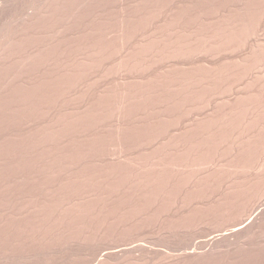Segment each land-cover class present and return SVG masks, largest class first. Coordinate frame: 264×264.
Returning a JSON list of instances; mask_svg holds the SVG:
<instances>
[{"label": "rangeland", "instance_id": "1", "mask_svg": "<svg viewBox=\"0 0 264 264\" xmlns=\"http://www.w3.org/2000/svg\"><path fill=\"white\" fill-rule=\"evenodd\" d=\"M42 1L0 9V264H264V0Z\"/></svg>", "mask_w": 264, "mask_h": 264}, {"label": "bare ground", "instance_id": "2", "mask_svg": "<svg viewBox=\"0 0 264 264\" xmlns=\"http://www.w3.org/2000/svg\"><path fill=\"white\" fill-rule=\"evenodd\" d=\"M0 1H2V2H0L1 4H0V9H1V12L3 11V8L6 10V6L7 5H9V4H11L12 2V4L11 5H13V4H15L14 2H16L17 0H0ZM52 1V0H51ZM106 1V0H105ZM150 1V0H149ZM223 1H225V0H223ZM24 2H26V1H24ZM37 2V1H36ZM40 2V1H39ZM42 2H44V0L42 1ZM41 2V3H42ZM47 2V1H46ZM58 2H62V0H58ZM64 2V1H63ZM62 2V3H63ZM243 2V1H242ZM17 3H19V0H18V2ZM16 3V4H17ZM21 3H22V1H21ZM34 3V2H33ZM51 3V2H50ZM49 3V4H50ZM56 3V2H55ZM65 3V2H64ZM71 3V2H70ZM178 3V2H177ZM192 3V2H191ZM212 3V2H211ZM4 4V5H3ZM37 4H38V2H37ZM40 4V3H39ZM39 4H38V7H39ZM45 4V3H44ZM108 4H109V2H108ZM116 4V3H115ZM132 4V3H131ZM152 4V3H151ZM11 5H9L8 7H12ZM25 5V4H24ZM30 5V4H29ZM33 5V4H32ZM36 5V4H35ZM46 5H47V3H46ZM53 5V4H52ZM99 5V4H98ZM122 5V4H121ZM19 6V5H18ZM28 6V5H27ZM31 6V5H30ZM29 6V7H30ZM50 6V5H49ZM48 6V7H49ZM241 6V5H240ZM7 7V8H8ZM21 7V6H20ZM29 7H27V9L29 8ZM47 7V6H46ZM59 7V6H58ZM122 7V6H121ZM34 8H37V7H35L34 6ZM43 8V7H42ZM57 8V7H56ZM63 8V7H62ZM94 8V7H93ZM141 8V7H140ZM181 8V7H180ZM261 8V7H260ZM10 9V8H9ZM30 9H32V8H30ZM30 9H28V10H30ZM84 9V8H83ZM159 9V8H158ZM186 9V8H185ZM27 10V11H28ZM36 10L37 9H35V10H33L32 12L34 13V12H36ZM115 10V9H114ZM113 10V11H114ZM135 10V9H134ZM141 10H142V8H141ZM251 10V9H250ZM7 11V10H6ZM5 11V12H6ZM38 11H39V13H41L42 11H40L39 9L37 10V13H35V14H38ZM72 11V10H71ZM171 11V10H170ZM179 11V10H178ZM30 12V11H29ZM44 12H47L46 10L44 11ZM109 12V11H108ZM130 12V11H129ZM146 12V11H145ZM160 12V11H159ZM173 12V11H172ZM207 12V11H206ZM28 13V12H27ZM26 13V14H27ZM33 13H32V15H33ZM50 13V12H49ZM158 13V12H157ZM201 13V12H200ZM24 14V13H23ZM30 16H31V14L30 13H28ZM42 14V18H44V16H43V14L44 13H41ZM41 14H39V16L41 15ZM155 14H156V12H155ZM45 16L47 15L46 13L44 14ZM49 15V14H48ZM84 15V14H83ZM92 15V14H91ZM150 15V14H149ZM165 15V14H164ZM167 15V14H166ZM23 16V15H22ZM36 17H34V15L32 16L34 19L35 18H37L36 20H38L39 21V18H38V16L37 15H35ZM72 16V15H71ZM139 16V15H138ZM155 16V15H154ZM162 16V15H161ZM252 16V15H251ZM262 16V15H261ZM28 17V16H27ZM41 17V16H40ZM63 17V16H62ZM61 17V18H62ZM78 17V16H77ZM150 17V16H149ZM264 17V16H263ZM24 18V17H23ZM29 18V17H28ZM33 18H31L32 19V21L34 20ZM18 19V18H17ZM22 19V18H21ZM31 19L29 20V21H31ZM41 19V18H40ZM175 19V18H174ZM225 19V18H224ZM20 20V19H19ZM36 20H34V21H36ZM45 20H47V19H45ZM77 20V19H76ZM172 20V19H171ZM199 20H201V19H199ZM22 21H23V19H22ZM21 21V22H22ZM28 21V22H29ZM70 21V20H69ZM94 21V20H93ZM119 21V20H118ZM11 22H12V20H11ZM25 22V21H24ZM23 22V23H24ZM48 22V21H47ZM88 22V21H87ZM102 22V21H101ZM185 22V21H184ZM203 22V21H202ZM210 22V21H209ZM15 23H16V21H15ZM17 23H19L18 21H17ZM131 23V22H130ZM156 23V22H155ZM160 23V22H159ZM221 23V22H220ZM224 23V22H223ZM148 24V23H147ZM203 24V23H202ZM7 25V24H6ZM10 25V24H9ZM16 25V24H15ZM20 25V24H19ZM22 25V24H21ZM24 25V24H23ZM40 25V24H39ZM45 25V24H44ZM85 25V24H84ZM162 25H164V24H162ZM168 25V24H167ZM170 25V24H169ZM185 25V24H184ZM189 25H190V23H189ZM251 25V24H250ZM2 26V25H1ZM12 26V25H11ZM25 26V25H24ZM38 26V25H37ZM87 26V25H86ZM142 26V25H141ZM174 26V25H173ZM219 26V25H218ZM229 26V25H228ZM235 26V25H234ZM240 26V25H239ZM5 27V26H4ZM9 27V26H8ZM22 27V26H21ZM33 27V26H32ZM41 27H42V24H41ZM85 27V26H84ZM130 27V26H129ZM158 27V26H157ZM161 27V26H160ZM244 27V26H243ZM3 28V27H2ZM7 28V27H6ZM5 28V29H6ZM14 28V27H13ZM12 28V29H13ZM17 28H20V27H18L17 26ZM29 28V27H28ZM43 28V27H42ZM81 28H83V27H81ZM81 28H80V30H81ZM87 28V27H86ZM95 28V27H94ZM122 28V27H121ZM131 28V27H130ZM200 28V27H199ZM207 28V27H206ZM220 28V27H219ZM231 28V27H230ZM1 29V28H0ZM26 29V28H25ZM125 29V28H124ZM153 29V28H152ZM165 29V28H164ZM259 29V28H258ZM3 30V29H2ZM18 30V29H17ZM27 30V29H26ZM44 30V29H43ZM127 30V29H126ZM132 30V29H131ZM172 30V29H171ZM230 30V29H229ZM7 31H8V29H7ZM9 31H10V29H9ZM60 31V30H59ZM63 31V30H62ZM150 31V30H149ZM158 31V30H157ZM156 31V32H157ZM174 31V30H173ZM198 31V30H197ZM242 31V30H241ZM1 32V31H0ZM41 32V31H40ZM78 32V31H77ZM85 32V31H84ZM145 32V31H144ZM169 32V31H168ZM191 32V31H190ZM219 32V31H218ZM217 32V33H218ZM229 32V31H228ZM233 32H234V30H233ZM9 33V32H8ZM12 33H14V32H12ZM11 33V34H12ZM17 33V32H16ZM22 33V32H21ZM27 33V32H26ZM36 33H37V31H36ZM68 33V32H67ZM90 33V32H89ZM141 33H142V31H141ZM167 33V32H166ZM178 33V32H177ZM183 33H185V32H183ZM248 33V32H247ZM0 34H2V33H0ZM123 34V33H122ZM155 34V33H154ZM189 34V33H188ZM251 34V33H250ZM9 35V34H8ZM7 35V36H8ZM13 35V34H12ZM11 35V36H12ZM15 35V34H14ZM13 35V36H14ZM20 35V34H19ZM36 35V34H35ZM137 35V34H136ZM168 35V34H167ZM180 35V34H179ZM195 35V34H194ZM200 35V34H199ZM204 35V34H203ZM230 35V34H229ZM236 35V34H235ZM27 36V35H26ZM33 36V35H32ZM80 36V35H79ZM157 36V35H156ZM187 36V35H186ZM193 36V35H192ZM215 36V35H214ZM228 36V35H227ZM2 37V36H1ZM5 36L3 35V38H4ZM9 37V36H8ZM21 37V36H20ZM19 37V38H20ZM44 37V36H43ZM77 37V36H76ZM114 37V36H113ZM121 37V36H120ZM124 37V36H123ZM140 37V36H139ZM144 37V36H143ZM149 37V36H148ZM219 37V36H218ZM226 37V36H225ZM244 36H242V38H243ZM10 38H12L13 39V37H9V39ZM25 38V37H24ZM54 38V37H53ZM102 38V37H101ZM117 38V37H116ZM157 38V37H156ZM155 38V39H156ZM166 38V37H165ZM198 38V37H197ZM203 38V37H202ZM207 38V37H206ZM212 38V37H211ZM231 38V37H230ZM235 38V37H234ZM238 38V37H237ZM8 39V38H7ZM12 39H10L9 41H8V44H7V42L5 43V44H7L8 46H9V43L11 44V43H13V41L12 42H10ZM93 39V38H92ZM106 39V38H105ZM137 39V38H136ZM204 39V38H203ZM215 39V38H214ZM213 39V40H214ZM219 39V38H218ZM224 39V38H223ZM223 39H222V41H223ZM228 39V38H227ZM226 39V40H227ZM6 40V39H5ZM24 40V39H23ZM89 40V39H88ZM98 40V39H97ZM122 40V39H121ZM130 40V39H129ZM161 40H163V38L161 39ZM184 40V39H183ZM187 40V39H186ZM185 40V41H186ZM216 40H217V38H216ZM0 41H1V39H0ZM4 41V40H3ZM30 41V40H29ZM65 41V40H64ZM83 41V40H82ZM95 41V40H94ZM133 41V40H132ZM154 41V40H153ZM178 41V40H177ZM201 41V40H200ZM204 41V40H203ZM210 41V40H209ZM229 41V40H228ZM240 41V40H239ZM242 41V40H241ZM57 42V41H56ZM143 42V41H142ZM156 42H157V40H156ZM207 42H208V40H207ZM218 42V41H217ZM226 42V41H225ZM19 43V42H18ZM22 43V42H21ZM40 43V42H39ZM101 43V42H100ZM122 43V42H121ZM152 43V42H151ZM154 43V42H153ZM172 43V42H171ZM178 43V42H177ZM191 43V42H190ZM210 43V42H209ZM2 44V43H1ZM69 44V43H68ZM83 44H84V42H83ZM91 44H92V42H91ZM105 44V43H104ZM146 44V43H145ZM149 44V43H148ZM167 44H169V43H167ZM182 44V43H181ZM197 45H198V43H196ZM217 44V43H216ZM221 44V43H220ZM223 44V43H222ZM256 44V43H255ZM261 44H263V43H261ZM7 45H4L5 47L7 46ZM76 45V44H75ZM81 45V44H80ZM100 45V44H99ZM142 45H144L143 43H142ZM180 45V44H179ZM187 45V44H186ZM228 45V44H227ZM232 44H230V46H231ZM245 45V44H244ZM7 46V47H8ZM23 46V45H22ZM50 46V45H49ZM72 46V45H71ZM84 46V45H83ZM87 46V45H86ZM160 46V45H159ZM170 46H172V45H170ZM204 46V45H203ZM220 46V45H219ZM229 46V47H230ZM2 47V46H1ZM57 47V46H56ZM91 47H93V46H91ZM111 47V46H110ZM124 47V46H123ZM136 47V46H135ZM146 47V46H145ZM164 47V46H163ZM176 47H178V46H176ZM227 47V46H226ZM21 48V47H20ZM205 48V47H204ZM223 48V47H222ZM232 48V47H231ZM234 48V47H233ZM257 48V47H256ZM259 48V47H258ZM102 49V48H101ZM107 49V48H106ZM210 49V48H209ZM212 49V48H211ZM218 49H219V47H218ZM263 49V48H262ZM3 50V49H2ZM8 50H10V49H8ZM33 50V49H32ZM59 50V49H58ZM66 50H67V47H66ZM93 50V49H92ZM108 50V49H107ZM146 50V49H145ZM169 50V49H168ZM182 50V49H181ZM199 50V49H198ZM202 50V49H201ZM205 50V49H204ZM203 50V51H204ZM207 50V49H206ZM214 50V49H213ZM238 50V49H237ZM258 50V49H257ZM30 51H31V49H30ZM64 51V50H63ZM83 51V50H82ZM95 51V50H94ZM126 51V50H125ZM156 51V50H155ZM160 51V50H159ZM159 51H157V52H159ZM163 52H164V50H162ZM174 51V50H173ZM178 51V50H177ZM189 51V50H188ZM194 51H196V49L194 50ZM231 51V50H230ZM6 52V51H5ZM24 52V51H23ZM22 52V53H23ZM50 52V51H49ZM57 52V51H56ZM87 52V51H86ZM108 52V51H107ZM161 52V51H160ZM259 52V51H258ZM262 52V51H261ZM9 53V52H8ZM33 53V52H32ZM37 53V52H36ZM35 53V54H36ZM95 53H97V51L95 52ZM141 53V52H140ZM145 53V52H144ZM184 53H186V52H184ZM191 53V52H190ZM202 53V52H201ZM208 53V52H207ZM252 53V52H251ZM256 53V52H255ZM55 54V53H54ZM53 54V55H54ZM75 54V53H74ZM197 54V53H196ZM215 54V53H214ZM261 54V53H260ZM5 55V54H4ZM10 55V54H9ZM13 55V54H12ZM21 55V54H20ZM82 55V54H81ZM92 55V54H91ZM132 55V54H131ZM161 55V54H160ZM169 55H171L170 53H169ZM199 55V54H198ZM14 56V55H13ZM103 56V55H102ZM142 56V55H141ZM140 56V57H141ZM153 56V55H152ZM164 56V55H163ZM176 56V55H175ZM251 56V55H250ZM256 57L258 56V55H255ZM254 56V57H255ZM9 57H11V55L9 56ZM24 57V56H23ZM29 57V56H28ZM95 57V56H94ZM100 57V56H99ZM169 57V56H168ZM178 57V56H177ZM186 57V56H185ZM184 57V58H185ZM194 57V56H193ZM192 57V58H193ZM198 57V56H197ZM209 57V56H208ZM5 58V57H4ZM3 58V59H4ZM22 58V57H21ZM48 58V57H47ZM80 58V57H79ZM93 58V57H92ZM102 58V57H101ZM118 58V57H117ZM180 58V57H179ZM178 58V59H179ZM187 58V57H186ZM196 58V57H195ZM199 58V57H198ZM206 58V57H205ZM235 58V57H234ZM251 58H252V56H251ZM14 59V58H13ZM65 59V58H64ZM76 59V58H75ZM96 59V58H95ZM144 59V58H143ZM161 59V58H160ZM183 59V58H182ZM200 59V58H199ZM240 59V58H239ZM242 59V58H241ZM1 60V59H0ZM17 61H18V59H16ZM109 60V59H108ZM121 60V59H120ZM142 60V59H141ZM167 60V59H166ZM247 60H249L248 58H247ZM256 60V59H255ZM38 61V60H37ZM65 61V60H64ZM85 61H87V60H85ZM84 61V62H85ZM124 61V60H123ZM136 61V60H135ZM139 61V60H138ZM147 61V60H146ZM157 61V60H156ZM163 61V60H162ZM184 61V60H183ZM195 61V60H194ZM201 61H203V60H201ZM240 61V60H239ZM243 61V60H242ZM71 62H73V61H71ZM128 62V61H127ZM126 62V63H127ZM150 62V61H149ZM166 62V61H165ZM175 62V61H174ZM238 62V61H237ZM237 62H235V64H237ZM250 62V61H249ZM248 62V63H249ZM5 63V62H4ZM34 63V62H33ZM75 63V62H74ZM78 63H80V62H78ZM92 63H93V61H92ZM129 63V62H128ZM152 63V62H151ZM212 63V62H211ZM228 63V62H227ZM233 63V62H232ZM241 63V62H240ZM239 63V64H240ZM245 63V62H244ZM255 63V62H254ZM260 63V62H259ZM262 63V62H261ZM25 64H26V62H25ZM70 64V63H69ZM82 64V63H81ZM188 64V63H187ZM186 64V65H187ZM198 64V63H197ZM205 64V63H204ZM222 64V63H221ZM4 65V64H3ZM72 65H73V63H72ZM71 65V66H72ZM119 65V64H118ZM122 65V64H121ZM127 65V64H126ZM137 65H139V64H137ZM149 65V64H148ZM171 65H172V63H171ZM180 65V64H179ZM202 65H203V63H202ZM225 65H226V63H225ZM243 65V64H242ZM241 65V66H242ZM245 65V64H244ZM37 66V65H36ZM104 66V65H103ZM102 66V67H103ZM129 66V65H128ZM134 66V65H133ZM141 66V65H140ZM152 66V65H151ZM185 66V65H184ZM210 66H212V65H210ZM215 66V65H214ZM2 67V66H1ZM5 67V66H4ZM16 67V66H15ZM41 67V66H40ZM46 67V66H45ZM49 67V66H48ZM90 67V66H89ZM98 67V66H97ZM118 67V66H117ZM129 67H131V66H129ZM152 67H154V66H152ZM165 67V66H164ZM187 67H189V66H187ZM197 67V66H196ZM201 67V66H200ZM226 67V66H225ZM255 67V66H254ZM257 67H259V66H257ZM263 67V66H262ZM58 68V67H57ZM63 68V67H62ZM72 68V67H71ZM91 68V67H90ZM100 68V67H99ZM104 68V67H103ZM170 68V67H169ZM203 68V67H202ZM4 69V68H3ZM64 69V68H63ZM66 69V68H65ZM151 69V68H150ZM201 69V68H200ZM210 69V68H209ZM226 69V68H225ZM236 69V68H235ZM26 70V69H25ZM61 70V69H60ZM69 70V69H68ZM79 70V69H78ZM117 70V69H116ZM119 70V69H118ZM138 70V69H137ZM144 70V69H143ZM214 70V69H213ZM216 70V69H215ZM234 70V69H233ZM251 70V69H250ZM254 70V69H253ZM16 71V70H15ZM45 71V70H44ZM43 71V72H44ZM83 71V70H82ZM106 71V70H105ZM136 71V70H135ZM142 71V70H141ZM160 71V70H159ZM189 71V70H188ZM241 71V70H240ZM1 72H3V71H1ZM11 72V71H10ZM64 72V71H63ZM68 72V71H67ZM129 72H130V70H129ZM143 72V71H142ZM210 72V71H209ZM228 72V71H227ZM238 72V71H237ZM4 73V72H3ZM46 73V72H45ZM65 73V72H64ZM133 73V72H132ZM206 73H208V72H206ZM219 73V72H218ZM234 73V72H233ZM9 74V73H8ZM22 74V73H21ZM88 74V73H87ZM116 74V73H115ZM121 74H123V73H121ZM131 74V73H130ZM148 74H151V73H148ZM186 74H188V73H186ZM190 74V73H189ZM176 75V74H175ZM182 75V74H181ZM210 75V74H209ZM233 75V74H232ZM264 75V74H263ZM65 76V75H64ZM115 76V75H114ZM167 76V75H166ZM36 77V76H35ZM41 77V76H40ZM72 77H73V75H72ZM140 77V76H139ZM205 77V76H204ZM218 77V76H217ZM261 77H263V76H261ZM25 78V77H24ZM30 78V77H29ZM155 78V77H154ZM225 78V77H224ZM229 78V77H228ZM250 78H252V76L250 77ZM254 78V77H253ZM1 79V78H0ZM66 79V78H65ZM93 79V78H92ZM158 79V78H157ZM156 79V80H157ZM209 79V78H208ZM222 79V78H221ZM246 79V78H245ZM8 80V79H7ZM22 80V79H21ZM26 80V79H25ZM43 80V79H42ZM118 80V79H117ZM148 80V79H147ZM175 80V79H174ZM196 80V79H195ZM215 80V79H214ZM262 80V79H261ZM5 81V80H4ZM24 81V80H23ZM125 81V80H124ZM165 81V80H164ZM178 81V80H177ZM186 81H188V80H186ZM228 81V80H227ZM3 82V81H2ZM22 82V81H21ZM56 82V81H55ZM120 82H121V80H120ZM146 82V81H145ZM153 82V81H152ZM201 82V81H200ZM219 82V81H218ZM32 83V82H31ZM49 83V82H48ZM67 83V82H66ZM76 83V82H75ZM150 83V82H149ZM148 83V84H149ZM184 83V82H183ZM196 83V82H195ZM199 83V82H198ZM220 83V82H219ZM4 84V83H3ZM20 84V83H19ZM37 84V83H36ZM185 84V83H184ZM193 84V83H192ZM238 84V83H237ZM253 84V83H252ZM32 85V84H31ZM51 85V84H50ZM54 85V84H53ZM144 84H142V86H143ZM169 85V84H168ZM189 85V84H188ZM201 85V84H200ZM215 85V84H214ZM103 86V85H102ZM121 86V85H120ZM148 86V85H147ZM223 86V85H222ZM263 86V85H262ZM3 87V86H2ZM48 87V86H47ZM60 87V86H59ZM73 87V86H72ZM123 87H124V85H123ZM122 87V88H123ZM126 87V86H125ZM135 87V86H134ZM216 87V86H215ZM221 87V86H220ZM228 87V86H227ZM232 87V86H231ZM251 87V86H250ZM258 87H259V85H258ZM41 88V87H40ZM115 88V87H114ZM202 88V87H201ZM200 88V89H201ZM219 88V87H218ZM260 88V87H259ZM12 89V88H11ZM18 89V88H17ZM170 89V88H169ZM198 89V88H197ZM246 89V88H245ZM10 90V89H9ZM22 90H24V89H22ZM26 90V89H25ZM173 90V89H172ZM250 90V89H249ZM49 91V90H48ZM59 91V90H58ZM127 91V90H126ZM164 91V90H163ZM187 91V90H186ZM189 91V90H188ZM209 91V90H208ZM215 91V90H214ZM217 91V90H216ZM252 91V90H251ZM55 92H56V90H55ZM109 92V91H108ZM116 92V91H115ZM197 92V91H196ZM201 92V91H200ZM233 92V91H232ZM102 93V92H101ZM120 93V92H119ZM159 93V92H158ZM175 93V92H174ZM235 93V92H234ZM253 93V92H252ZM262 93V92H261ZM260 93V94H261ZM3 94V93H2ZM40 94V93H39ZM104 94H106V93H104ZM125 94V93H124ZM126 94H127V92H126ZM139 94V93H138ZM151 94V93H150ZM256 94V93H255ZM119 95V94H118ZM148 95V94H147ZM184 95V94H183ZM190 95V94H189ZM200 95V94H199ZM202 95V94H201ZM217 95V94H216ZM235 95V94H234ZM11 96V95H10ZM169 96V95H168ZM168 96H166V97H168ZM207 96V95H206ZM209 96V95H208ZM238 96V95H237ZM257 96V95H256ZM132 97V96H131ZM157 97V96H156ZM159 97V96H158ZM165 97V96H164ZM217 97V96H216ZM258 97V96H257ZM33 98H36V97H34L33 96ZM141 98V97H140ZM229 98V97H228ZM244 98V97H243ZM262 98V97H261ZM5 99V98H4ZM38 99V98H37ZM51 99H53V98H51ZM135 99V98H134ZM139 99V98H138ZM225 99V98H224ZM231 99V98H230ZM255 99V98H254ZM35 100V99H34ZM46 100V99H45ZM62 100V99H61ZM88 100V99H87ZM86 100V101H87ZM90 100V99H89ZM101 100V99H100ZM115 100V99H114ZM119 100V99H118ZM171 100V99H170ZM188 100V99H187ZM186 100V101H187ZM209 100H212V99H209ZM239 100V99H238ZM252 100V99H251ZM23 101H24V99H23ZM27 101H28V98H27ZM52 101H54V100H52ZM119 101H121V100H119ZM130 101V100H129ZM157 101V100H156ZM163 101V100H162ZM207 101V100H206ZM216 101V100H215ZM228 101V100H227ZM246 101H248V100H246ZM261 101V100H260ZM20 102V101H19ZM144 102H145V100H144ZM165 102V101H164ZM174 102V101H173ZM180 102V101H179ZM191 102V101H190ZM220 102V101H219ZM252 102V101H251ZM258 102V101H257ZM26 103V102H25ZM39 103V102H38ZM47 103V102H46ZM72 103V102H71ZM83 103V102H82ZM119 103V102H118ZM125 103V102H124ZM133 103V102H132ZM136 103V102H135ZM201 103V102H200ZM206 103V102H205ZM223 103V102H222ZM234 103V102H233ZM6 104V103H5ZM40 104V103H39ZM59 104V103H58ZM90 104V103H89ZM197 104V103H196ZM258 104V103H257ZM76 105V104H75ZM131 105V104H130ZM153 105H154V103H153ZM260 105V104H259ZM263 105V104H262ZM24 106V105H23ZM47 106V105H46ZM103 106V105H102ZM174 106V105H173ZM215 106H217V105H215ZM235 106V105H234ZM250 106V105H249ZM264 106V105H263ZM68 107V106H67ZM76 107V106H75ZM94 107V106H93ZM204 107V106H203ZM253 107V106H252ZM69 108V107H68ZM97 108V107H96ZM103 108V107H102ZM119 108V107H118ZM124 108V107H123ZM209 108V107H208ZM213 108V107H212ZM258 108V107H257ZM23 109V108H22ZM56 109V108H55ZM80 109V108H79ZM86 109V108H85ZM114 109V108H113ZM166 109V108H165ZM184 109V108H183ZM226 109V108H225ZM31 110V109H30ZM63 110H65V109H63ZM74 110V109H73ZM88 110H90L89 108H88ZM92 110V109H91ZM126 110V109H125ZM189 110V109H188ZM51 111V110H50ZM77 111V110H76ZM108 111V110H107ZM118 111V110H117ZM130 111V110H129ZM194 111V110H193ZM214 111V110H213ZM216 111V110H215ZM7 112V111H6ZM11 112V111H10ZM22 112H24V110L22 111ZM26 112V111H25ZM36 112V111H35ZM99 112H101V111H99ZM104 112V111H103ZM102 112V113H103ZM140 112V111H139ZM151 112H152V110H151ZM156 112V111H155ZM192 112V111H191ZM200 112V111H199ZM234 112V111H233ZM235 112H237V111H235ZM44 113V112H43ZM64 113H66V112H64ZM75 113V112H74ZM73 113V114H74ZM80 113H82L83 114V112H80ZM120 113V112H119ZM145 113V112H144ZM176 113V112H175ZM179 113V112H178ZM252 113V112H251ZM258 113V112H257ZM256 113V114H257ZM50 114V113H49ZM55 114V113H54ZM68 114V113H67ZM93 114V113H92ZM108 114V113H107ZM136 114V113H135ZM148 114V113H147ZM162 114V113H161ZM165 114V113H164ZM215 114V113H214ZM225 114H227V113H225ZM250 114V113H249ZM263 114V113H262ZM41 115V114H40ZM53 115V114H52ZM103 115V114H102ZM105 115V114H104ZM185 115V114H184ZM183 115V116H184ZM200 115V114H199ZM198 115V116H199ZM210 115V114H209ZM242 115V114H241ZM246 115V114H245ZM46 116H48V115H46ZM54 116V115H53ZM92 116V115H91ZM114 116V115H113ZM124 116V115H123ZM193 116V115H192ZM208 116V115H207ZM227 116V115H226ZM225 116V117H226ZM253 116V115H252ZM44 117V116H43ZM48 117H51V116H48ZM62 117V116H61ZM185 117V116H184ZM189 117V116H188ZM194 117V116H193ZM192 117V118H193ZM197 117V116H196ZM203 117V116H202ZM232 117V116H231ZM257 117V116H256ZM54 118V117H53ZM56 118H57V116H56ZM59 118V117H58ZM71 118V117H70ZM95 118V117H94ZM191 118V117H190ZM249 118V117H248ZM12 119V118H11ZM15 119V118H14ZM25 119V118H24ZM28 119V118H27ZM63 119V118H62ZM66 119V118H65ZM82 119V118H81ZM116 119V118H115ZM216 119V118H215ZM247 119V118H246ZM48 120H50V119H48ZM56 120V119H55ZM64 120V119H63ZM67 120V119H66ZM74 120V119H73ZM78 120V119H77ZM184 120H185V118H184ZM207 120V119H206ZM225 120V119H224ZM248 120V119H247ZM38 121V120H37ZM70 121V120H69ZM79 121V120H78ZM86 121V120H85ZM133 121V120H132ZM190 121V120H189ZM197 121V120H196ZM227 121V120H226ZM246 121V120H245ZM258 121V120H257ZM30 122V121H29ZM45 122V121H44ZM54 122V121H53ZM89 122V121H88ZM103 122V121H102ZM115 122V121H114ZM194 122V121H193ZM198 122V121H197ZM209 122V121H208ZM48 123V122H47ZM56 123V122H55ZM58 123V122H57ZM98 123V122H97ZM108 123V122H107ZM124 123V122H123ZM222 123V122H221ZM10 124V123H9ZM36 124V123H35ZM34 124V125H35ZM46 124V123H45ZM44 124V125H45ZM134 124V123H133ZM154 124V123H153ZM152 124V125H153ZM158 124V123H157ZM190 124V123H189ZM243 124V123H242ZM20 125V124H19ZM27 125V124H26ZM29 125V124H28ZM59 125V124H58ZM84 125V124H83ZM102 125V124H101ZM115 125V124H114ZM117 125H119L118 123H117ZM166 125V124H165ZM215 125V124H214ZM252 125V124H251ZM255 125V124H254ZM1 126V125H0ZM14 126V125H13ZM32 126V125H31ZM43 126V125H42ZM41 126V127H42ZM55 126V125H54ZM122 126V125H121ZM127 126V125H126ZM169 126V125H168ZM207 126V125H206ZM210 126V125H209ZM7 127V126H6ZM27 127V126H26ZM39 127V126H38ZM95 127V126H94ZM101 127V126H100ZM128 127V126H127ZM238 127V126H237ZM261 127V126H260ZM18 128V127H17ZM33 128V127H32ZM82 128H84V127H82ZM185 128V127H184ZM48 129V128H47ZM59 129V128H58ZM110 129V128H109ZM112 129V128H111ZM126 129V128H125ZM181 129V128H180ZM187 129V128H186ZM217 129V128H216ZM2 130V129H1ZM26 130H27V128H26ZM39 130V129H38ZM60 130V129H59ZM82 130V129H81ZM118 130V129H117ZM124 130V129H123ZM206 130V129H205ZM239 130V129H238ZM237 130V131H238ZM243 130V129H242ZM5 131V130H4ZM9 131V130H8ZM11 131V130H10ZM20 131V130H19ZM28 131V130H27ZM57 131V130H56ZM67 131V130H66ZM134 131V130H133ZM140 131V130H139ZM166 131V130H165ZM185 131V130H184ZM197 131V130H196ZM253 131V130H252ZM257 131H259V130H257ZM261 131V130H260ZM14 132V131H13ZM109 132V131H108ZM150 132V131H149ZM212 132V131H211ZM229 132H230V130H229ZM31 133H33V132H31ZM30 133V134H31ZM68 133V132H67ZM86 133V132H85ZM90 133V132H89ZM171 133V132H170ZM196 133V132H195ZM194 133V134H195ZM240 133V132H239ZM247 133V132H246ZM13 134V133H12ZM17 134V133H16ZM35 134V133H34ZM52 134V133H51ZM62 134V133H61ZM66 134V133H65ZM93 134V133H92ZM105 134V133H104ZM123 134V133H122ZM164 134V133H163ZM208 134V133H207ZM212 134V133H211ZM258 134V133H257ZM55 135V134H54ZM72 135V134H71ZM81 135V134H80ZM101 135V134H100ZM128 135V134H127ZM143 135V134H142ZM153 135V134H152ZM171 135V134H170ZM216 135V134H215ZM5 136V135H4ZM8 136V135H7ZM6 136V137H7ZM46 136V135H45ZM84 136V135H83ZM102 136V135H101ZM122 135H120V137H121ZM138 136V135H137ZM145 136V135H144ZM208 136H210V135H208ZM39 137V136H38ZM49 137V136H48ZM60 137V136H59ZM71 137V136H70ZM80 137V136H79ZM143 137V136H142ZM178 137V136H177ZM196 137V136H195ZM214 137H216V136H214ZM4 138V137H3ZM14 138V137H13ZM21 138V137H20ZM30 138V137H29ZM65 138H66V136H65ZM76 138V137H75ZM181 138V137H180ZM209 138V137H208ZM224 138V137H223ZM235 138V137H234ZM257 138V137H256ZM6 139V138H5ZM16 139V138H15ZM36 139V138H35ZM35 139H33V140H35ZM47 139V138H46ZM45 139V140H46ZM62 139V138H61ZM148 139H150V138H148ZM183 139V138H182ZM247 139V138H246ZM40 140V139H39ZM70 140V139H69ZM118 140V139H117ZM124 140V139H123ZM164 140V139H163ZM162 140V141H163ZM187 140V139H186ZM257 140V139H256ZM142 141V140H141ZM147 141V140H146ZM189 141V140H188ZM206 141V140H205ZM208 141V140H207ZM212 141H213V139H212ZM215 141V140H214ZM79 142V141H78ZM87 142V141H86ZM202 142V141H201ZM233 142V141H232ZM254 142V141H253ZM39 143V142H38ZM71 143V142H70ZM126 143V142H125ZM129 143V142H128ZM210 143V142H209ZM217 143V142H216ZM248 143V142H247ZM52 144V143H51ZM195 144H196V142H195ZM200 144V143H199ZM211 144V143H210ZM218 144V143H217ZM240 144V143H239ZM13 145V144H12ZM50 145V144H49ZM184 145V144H183ZM205 145V144H204ZM208 145V144H207ZM215 145V144H214ZM129 146V145H128ZM132 146V145H131ZM139 146V145H138ZM161 146V145H160ZM174 146V145H173ZM176 146V145H175ZM186 146H188V145H186ZM190 146V145H189ZM232 146V145H231ZM242 146V145H241ZM49 147V146H48ZM59 147H60V145H59ZM159 147V146H158ZM177 147V146H176ZM235 147V146H234ZM18 148V147H17ZM43 148V147H42ZM69 148H71V147H69ZM167 148V147H166ZM169 148V147H168ZM179 148V147H178ZM185 148V147H184ZM225 148V147H224ZM240 148V147H239ZM97 149V148H96ZM182 149V148H181ZM180 149V150H181ZM186 149V148H185ZM197 149V148H196ZM202 149V148H201ZM217 149V148H216ZM227 149V148H226ZM51 150V149H50ZM91 150V149H90ZM183 150V149H182ZM212 150V149H211ZM242 150V149H241ZM12 151V150H11ZM73 151V150H72ZM84 151V150H83ZM203 151H205V150H203ZM202 151V152H203ZM213 151V150H212ZM216 151V150H215ZM220 151H222V150H220ZM47 152V151H46ZM56 152V151H55ZM63 152V151H62ZM69 152V151H68ZM201 152V153H202ZM249 152H250V150H249ZM255 152H257V151H255ZM16 153V152H15ZM32 153V152H31ZM156 153V152H155ZM166 153V152H165ZM180 153H182V152H180ZM54 154V153H53ZM60 154V153H59ZM98 154V153H97ZM159 154V153H158ZM162 154V153H161ZM185 154H186V152H185ZM185 154H183L182 153V155H185ZM255 154V153H254ZM22 155V154H21ZM32 155V154H31ZM87 155V154H86ZM89 155V154H88ZM91 155V154H90ZM130 155V154H129ZM178 155V154H177ZM205 155V154H204ZM9 156V155H8ZM16 156V155H15ZM27 156V155H26ZM41 156V155H40ZM43 156V155H42ZM96 157V156H95ZM173 157V156H172ZM203 157V156H202ZM207 157V156H206ZM209 157V156H208ZM213 157V156H212ZM226 157V156H225ZM43 158V157H42ZM55 158V157H54ZM204 158V157H203ZM248 158V157H247ZM254 158V157H253ZM252 158V159H253ZM260 158V157H259ZM3 159V158H2ZM46 159V158H45ZM148 159V158H147ZM181 159H183V158H181ZM180 159V161H182ZM207 159V158H206ZM219 159V158H218ZM52 160V159H51ZM63 160V159H62ZM110 160V159H109ZM131 160H133L132 158H131ZM56 161V160H55ZM96 161V160H95ZM179 161V160H178ZM226 161V160H225ZM244 161V160H243ZM259 161V160H258ZM117 162V161H116ZM183 162V161H182ZM252 162V161H251ZM36 163V162H35ZM79 163V162H78ZM243 163V162H242ZM7 164V163H6ZM65 164V163H64ZM178 164H179V162H178ZM182 164V163H181ZM196 164V163H195ZM201 164V163H200ZM225 164V163H224ZM234 164V163H233ZM259 164H261V163H259ZM30 165V164H29ZM81 165V164H80ZM211 165V164H210ZM226 165V164H225ZM248 165H249V163H248ZM263 165V164H262ZM10 166V165H9ZM49 166V165H48ZM179 166V165H178ZM189 166V165H188ZM193 166H194V164H193ZM228 166V165H227ZM88 167V166H87ZM104 167V166H103ZM195 167V166H194ZM263 167V166H262ZM20 168V167H19ZM26 168V167H25ZM73 168V167H72ZM75 168V167H74ZM77 168V167H76ZM199 168V167H198ZM1 169V168H0ZM41 169V168H40ZM58 170V169H57ZM65 170V169H64ZM67 170V169H66ZM83 170V169H82ZM92 170V169H91ZM198 170V169H197ZM211 170V169H210ZM215 170V169H214ZM9 171V170H8ZM56 171V170H55ZM160 171V170H159ZM194 171V170H193ZM193 171H191V172H193ZM199 171V170H198ZM33 172V171H32ZM60 172H62V171H60ZM69 172H72V171H69ZM74 172V171H73ZM165 172V171H164ZM225 172V171H224ZM88 173V172H87ZM95 173V172H94ZM101 173V172H100ZM130 173V172H129ZM133 173V172H132ZM159 173V172H158ZM207 173V172H206ZM212 173V172H211ZM21 174V173H20ZM49 174V173H48ZM65 174V173H64ZM90 174V173H89ZM166 174V173H165ZM192 174V173H191ZM232 174V173H231ZM234 174V173H233ZM257 174V173H256ZM14 175V174H13ZM155 175V174H154ZM11 175L9 174H1L0 175V179H1V181L3 182V183H10L11 185H12V176L10 177ZM74 176V175H73ZM106 176V175H105ZM112 176V175H111ZM157 176H158V174H157ZM214 176H215V174H214ZM54 177V176H53ZM137 177V176H136ZM159 177V176H158ZM171 177V176H170ZM225 177V176H224ZM255 177V176H254ZM31 178V177H30ZM41 178V177H40ZM156 178V177H155ZM228 178V177H227ZM253 178V177H252ZM14 179V178H13ZM92 179V178H91ZM188 179V178H187ZM204 179V178H203ZM134 180V179H133ZM154 180V179H153ZM167 180V179H166ZM224 180V179H223ZM264 180V179H263ZM15 181V180H14ZM13 181V182H14ZM19 181H21V180H19ZM53 181V180H52ZM122 181V180H121ZM140 181V180H139ZM179 181V180H178ZM37 182V181H36ZM78 182V181H77ZM134 182V181H133ZM132 182V183H133ZM141 182V181H140ZM233 182V181H232ZM258 182V181H257ZM59 183H60V181H59ZM58 183V184H59ZM249 183V182H248ZM252 183V182H251ZM264 183V182H263ZM9 184V185H10ZM62 184V183H61ZM173 184V183H172ZM209 184H210V182H209ZM109 185V184H108ZM190 185V184H189ZM225 185V184H224ZM227 185V184H226ZM225 185V186H226ZM258 185V184H257ZM87 186V185H86ZM159 186V185H158ZM192 186V185H191ZM242 186H243V184H242ZM249 186V185H248ZM26 187V186H25ZM51 187H52V185H51ZM30 188V187H29ZM68 188V187H67ZM97 188V187H96ZM163 188V187H162ZM195 188V187H194ZM227 188V187H226ZM141 189V188H140ZM158 189V188H157ZM160 189V188H159ZM57 190V189H56ZM88 190V189H87ZM184 190V189H183ZM41 191V190H40ZM63 191V190H62ZM108 191V190H107ZM117 191V190H116ZM220 191V190H219ZM257 191V190H256ZM42 192V191H41ZM53 192V191H52ZM71 192V191H70ZM73 192V191H72ZM124 192V191H123ZM160 193H161V191H159ZM184 192V191H183ZM231 192H233V191H231ZM236 192V191H235ZM61 193H63V192H61ZM90 193V192H89ZM129 193V192H128ZM157 193H158V190H157ZM223 193V192H222ZM228 193H230V192H228ZM256 193V192H255ZM1 194L2 193H0V197L2 198V196H1ZM4 194V193H3ZM159 194V193H158ZM224 194V193H223ZM254 194V193H253ZM21 195V194H20ZM42 195V194H41ZM44 195V194H43ZM146 195V194H145ZM174 195V194H173ZM33 196V195H32ZM37 196H38V194H37ZM79 196V195H78ZM156 196H157V194H156ZM161 196V195H160ZM196 196V195H195ZM223 196V195H222ZM225 196V195H224ZM77 197V196H76ZM89 197V196H88ZM107 197V196H106ZM123 197V196H122ZM179 197V196H178ZM181 197V196H180ZM236 197V196H235ZM254 197V196H253ZM29 198V197H28ZM136 198V197H135ZM158 198V197H157ZM218 198V197H217ZM256 198V197H255ZM2 199H5L4 197L2 198ZM20 199V198H19ZM39 199H40V197H39ZM99 199V198H98ZM189 199V198H188ZM200 199V198H199ZM209 199V198H208ZM212 199V198H211ZM214 199V198H213ZM216 199V198H215ZM263 199V198H262ZM23 200V199H22ZM34 200V199H33ZM158 200V199H157ZM156 200V201H157ZM2 201V200H1ZM0 201V202H1ZM130 201V200H129ZM218 201V200H217ZM110 202V201H109ZM116 202V201H115ZM152 202V201H151ZM161 202V201H160ZM226 202V201H225ZM234 202H236V201H234ZM35 203H37V202H35ZM123 203V202H122ZM140 203V202H139ZM204 203V202H203ZM263 203V202H262ZM40 204V203H39ZM143 204V203H142ZM157 204V203H156ZM173 204V203H172ZM197 204V203H196ZM212 204V203H211ZM216 204H217V202H216ZM50 206V205H49ZM128 206V205H127ZM174 206H175V204H174ZM199 206V205H198ZM260 206V205H259ZM258 206V207H259ZM84 207V206H83ZM126 207V206H125ZM131 207V206H130ZM193 207V206H192ZM255 207V206H254ZM25 208V207H24ZM170 208V207H169ZM179 208H180V206H179ZM220 208V207H219ZM250 208V207H249ZM78 209V208H77ZM105 209V208H104ZM112 209V208H111ZM176 209V208H175ZM100 210V209H99ZM114 210V209H113ZM177 210V209H176ZM227 210V209H226ZM233 210V209H232ZM160 211V210H159ZM170 211V210H169ZM186 211H188V210H186ZM48 212V211H47ZM125 212V211H124ZM221 212V211H220ZM251 212V211H250ZM32 213V212H31ZM37 213V212H36ZM98 213V212H97ZM123 213V212H122ZM161 213V212H160ZM171 213V212H170ZM222 213V212H221ZM248 213V212H247ZM4 214V213H3ZM92 214V213H91ZM133 214V213H132ZM250 214V213H249ZM256 214V215H255ZM264 214V207L262 208H260V209H256L255 210V212L252 214V216H255L252 220H251V218H250V220H243V221H241V223L242 224H246L247 225V228H246V230L244 231V234L242 235V234H239V233H237L236 231H233L234 233H235V237L237 238L238 237V239L240 238V237H245V238H247V236H250L251 235V233H254V232H256V231H253L254 230V228H256V225L257 224H255V223H257V222H259V221H256L255 222V219H257V217L258 216H262ZM94 215V214H93ZM97 215V214H96ZM99 215V214H98ZM101 215V214H100ZM176 216V215H175ZM242 216H243V214H242ZM90 217V216H89ZM103 217H104V215H103ZM185 217V216H184ZM47 218V217H46ZM132 218V217H131ZM135 218V217H134ZM153 218V217H152ZM206 218V217H205ZM237 218V217H236ZM185 219V218H184ZM193 219V218H192ZM259 219H260V217H259ZM211 220V219H210ZM125 221V220H124ZM129 221V220H128ZM231 221V220H230ZM239 221V220H238ZM57 222V221H56ZM72 222V221H71ZM105 222V221H104ZM123 222V221H122ZM148 222V221H147ZM232 222H233V220H232ZM236 222V221H235ZM255 222V223H254ZM80 223V222H79ZM94 223V222H93ZM229 223V222H228ZM248 223V224H247ZM201 224V223H200ZM231 224V223H230ZM91 225V224H90ZM182 225V224H181ZM262 225V224H261ZM63 226V225H62ZM88 227V226H87ZM132 227V226H131ZM199 227V226H198ZM263 227V226H262ZM3 228V227H2ZM61 228V227H60ZM68 228V227H67ZM114 228V227H113ZM121 228V227H120ZM43 229V228H42ZM195 229V228H194ZM78 230V229H77ZM186 230V229H185ZM189 230H190V228H189ZM256 230V229H255ZM263 230V229H262ZM75 231V230H74ZM182 231H184V230H182ZM187 232V231H186ZM119 233V232H118ZM262 235H263V233H262ZM39 236V235H38ZM42 236V235H41ZM60 236V235H59ZM185 236V235H184ZM258 236V235H257ZM186 237V236H185ZM240 238L239 239V241H243V239L244 238ZM42 238V237H41ZM235 238V239H236ZM238 239H236V240H230V241H233V244L234 245H237L238 244V242H237V240ZM186 240V239H185ZM228 240V239H227ZM226 240V241H227ZM245 240V239H244ZM226 241H224V242H226ZM229 241V242H230ZM42 242V241H41ZM197 242V241H196ZM228 242V245H229V247H231V246H233V244L231 245V242L229 243ZM237 242V243H236ZM240 243V242H239ZM192 244V243H191ZM227 244V243H226ZM225 244V245H226ZM242 244V243H241ZM196 245H202V244H196ZM224 244L222 245L223 246V248H224V246H225ZM86 246V245H85ZM188 246V245H187ZM203 246V245H202ZM227 246V245H226ZM226 246H225V249H226ZM73 247V246H72ZM191 247V246H190ZM201 247V246H200ZM199 247V248H200ZM196 248H198V246L196 247ZM220 248V247H219ZM87 249V248H86ZM227 249H229L228 248V246H227ZM220 250H222V249H220ZM33 251V250H32ZM76 251V250H75ZM195 251V250H194ZM76 253V252H75ZM191 254H192V251L190 252ZM190 253H188V254H190ZM34 254V253H33ZM242 254V253H241ZM70 255V254H69ZM79 255V254H78ZM53 256V255H52ZM67 257V256H66ZM240 257V256H239ZM98 258V257H97ZM35 259V258H34ZM225 259V258H224ZM56 260V259H55ZM63 261V260H62ZM79 261V260H78ZM57 262V261H56ZM106 262V261H105ZM31 263H33V262H31ZM45 263V262H44ZM52 263V262H51ZM50 263V264H51ZM100 264H102V263H104V261H100L99 262ZM59 264V263H58ZM62 264V263H61ZM91 264H93L92 262H91ZM94 264H95V261H94ZM106 264V263H105Z\"/></svg>", "mask_w": 264, "mask_h": 264}]
</instances>
